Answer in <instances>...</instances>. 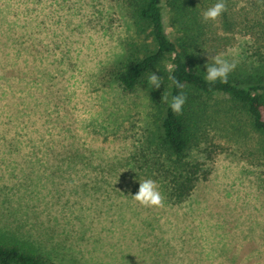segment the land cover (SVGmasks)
<instances>
[{
	"label": "rangeland",
	"instance_id": "rangeland-1",
	"mask_svg": "<svg viewBox=\"0 0 264 264\" xmlns=\"http://www.w3.org/2000/svg\"><path fill=\"white\" fill-rule=\"evenodd\" d=\"M123 1L0 0L1 217L22 221L26 240L50 249L55 264H264L255 137L230 144L210 131L187 152L203 175L182 203L133 199L142 180L163 189L139 169L158 158L146 90L123 91L103 75L134 36ZM229 7L253 18L262 1ZM203 26L204 52L252 60L242 32Z\"/></svg>",
	"mask_w": 264,
	"mask_h": 264
},
{
	"label": "trees",
	"instance_id": "trees-1",
	"mask_svg": "<svg viewBox=\"0 0 264 264\" xmlns=\"http://www.w3.org/2000/svg\"><path fill=\"white\" fill-rule=\"evenodd\" d=\"M261 1L262 8L248 18L232 12L231 0H224L227 10L215 20L219 30L242 32L248 37L253 45L252 60L237 63L227 83L218 80L214 84L205 80L206 64L211 60L202 50L200 37L204 29L202 13L217 0L123 1L134 36L124 44L121 59L109 65L103 75L123 91L137 86L146 90L154 125L151 138L158 158L149 167L139 169L148 177L156 175L162 196L172 204L186 200L201 179L202 164L187 161V152L204 145L210 131L222 132L221 137L226 135L230 144L255 137L257 153L264 158V0ZM162 4L175 34L173 39L164 31ZM240 16L242 20H238ZM153 72L162 77L158 89L147 84ZM171 76L180 81L182 89L176 88ZM178 92L187 96L180 115L169 107ZM21 207L29 209L26 203ZM20 224L24 223L0 215V264H55L52 251L40 242H28L29 230Z\"/></svg>",
	"mask_w": 264,
	"mask_h": 264
},
{
	"label": "clouds",
	"instance_id": "clouds-1",
	"mask_svg": "<svg viewBox=\"0 0 264 264\" xmlns=\"http://www.w3.org/2000/svg\"><path fill=\"white\" fill-rule=\"evenodd\" d=\"M226 4L224 0H217L215 4L206 9L202 13L204 22L209 20L215 21L223 12H225ZM208 59L211 63L206 64L205 80L209 84H214L216 81L221 83H227L228 76L237 67V61L235 59L228 60L223 58L219 54L208 53ZM175 84L177 89H182L183 85L174 76L169 77ZM162 83V77L158 76L154 72L148 77L147 84L152 88H160ZM165 102H168V98L164 97ZM187 101V96L183 92H178L171 98L169 107L173 113L182 114L183 106ZM141 206L145 207H162L164 197L159 191L157 183L152 179H145L140 181L138 191L132 196Z\"/></svg>",
	"mask_w": 264,
	"mask_h": 264
}]
</instances>
